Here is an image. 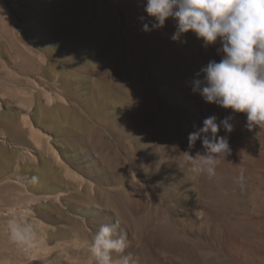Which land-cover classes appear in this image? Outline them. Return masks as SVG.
Here are the masks:
<instances>
[{
	"label": "rangeland",
	"instance_id": "374dc122",
	"mask_svg": "<svg viewBox=\"0 0 264 264\" xmlns=\"http://www.w3.org/2000/svg\"><path fill=\"white\" fill-rule=\"evenodd\" d=\"M141 15V0H0V264H94L92 235L117 221L114 261L264 264V128L192 92L219 41H173L171 18L144 32ZM211 115L234 130L208 178L185 152L205 154L188 134ZM13 215L35 247L10 239Z\"/></svg>",
	"mask_w": 264,
	"mask_h": 264
},
{
	"label": "clouds",
	"instance_id": "9594fccd",
	"mask_svg": "<svg viewBox=\"0 0 264 264\" xmlns=\"http://www.w3.org/2000/svg\"><path fill=\"white\" fill-rule=\"evenodd\" d=\"M147 17L141 15L142 30L151 32L174 21L173 41L186 43L182 38L189 31L203 41V47L218 41L219 62L210 60L196 73L191 82L192 92L203 97L207 103L230 108L233 113L246 114L249 129L264 128V0H141ZM148 18H152L148 22ZM202 75V78H200ZM232 116L217 122L211 115L203 126L188 134V148L200 140L205 154L192 156L185 152L191 162V170L212 178L216 175L219 160L231 154L228 138L219 136L223 129L234 130ZM213 154H217L216 157ZM234 182L243 190L246 186L245 170L241 169ZM119 221L103 224L87 245L94 264H130L131 255L123 254L128 247L126 234L118 232ZM10 239L24 250L38 243L34 226L24 215H13L8 222Z\"/></svg>",
	"mask_w": 264,
	"mask_h": 264
}]
</instances>
